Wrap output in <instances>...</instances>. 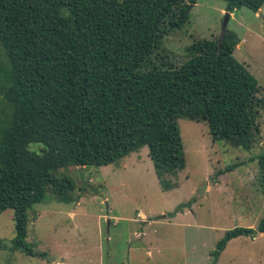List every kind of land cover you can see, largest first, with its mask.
<instances>
[{"label":"trees","instance_id":"16d2710c","mask_svg":"<svg viewBox=\"0 0 264 264\" xmlns=\"http://www.w3.org/2000/svg\"><path fill=\"white\" fill-rule=\"evenodd\" d=\"M221 1L228 13L264 6V0ZM197 3L0 0V216L14 212L15 249L41 256L27 241L29 211L50 191L60 203L77 202L75 182L58 177L60 169L109 166L148 148L163 190L176 189L167 178L186 168L182 118L208 124L214 142L254 148L264 95L234 57L235 33L193 42L179 66L152 63L164 37L188 23ZM31 144L44 147L37 153ZM258 161L264 195V154ZM258 233L264 219L257 229L227 231L213 256Z\"/></svg>","mask_w":264,"mask_h":264},{"label":"rangeland","instance_id":"374dc122","mask_svg":"<svg viewBox=\"0 0 264 264\" xmlns=\"http://www.w3.org/2000/svg\"><path fill=\"white\" fill-rule=\"evenodd\" d=\"M226 7L221 0H198L188 23L164 37L152 63L179 66L193 42L220 40ZM227 31L238 36L234 57L257 78L263 97L264 6L259 15L247 8L235 11ZM4 62L0 46V68ZM2 78L0 71V87ZM178 123L186 168L167 178L178 188L163 190L148 148L109 166L60 169L58 177L75 182L77 202L60 203L50 191L29 211L27 241L37 257L15 249L14 212H4L0 264H264V234L259 233L254 239L236 238L213 256L227 231L257 229L264 219L258 161L264 154V110L258 119L260 138L250 151L214 142L204 122L182 118ZM43 147L31 144L29 149L40 153ZM231 166L232 171L216 177ZM180 205L185 215L175 218Z\"/></svg>","mask_w":264,"mask_h":264},{"label":"water","instance_id":"95a60500","mask_svg":"<svg viewBox=\"0 0 264 264\" xmlns=\"http://www.w3.org/2000/svg\"><path fill=\"white\" fill-rule=\"evenodd\" d=\"M229 20H230V13H227L226 14V17H225V21H224V24H223V36L226 34V32H227V25H228V22H229ZM243 46H242V44L240 45V48H242Z\"/></svg>","mask_w":264,"mask_h":264},{"label":"crops","instance_id":"0c3cea01","mask_svg":"<svg viewBox=\"0 0 264 264\" xmlns=\"http://www.w3.org/2000/svg\"><path fill=\"white\" fill-rule=\"evenodd\" d=\"M261 10H262V8L260 9V11L258 12V13H256V15H259V14H261ZM237 11V10H236ZM235 12V11H234ZM234 12L233 13H230V18H232L233 16H234ZM134 154H137V153H134ZM133 155V154H132ZM131 156V155H130ZM174 190V189H173ZM171 191V190H170ZM182 215H185V213H178V214H176L175 215V218H179V216H182Z\"/></svg>","mask_w":264,"mask_h":264}]
</instances>
